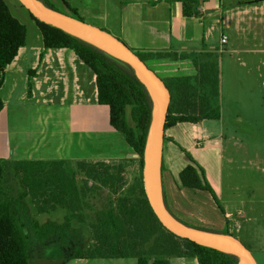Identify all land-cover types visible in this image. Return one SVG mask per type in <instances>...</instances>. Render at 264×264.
<instances>
[{
  "label": "crops",
  "instance_id": "crops-1",
  "mask_svg": "<svg viewBox=\"0 0 264 264\" xmlns=\"http://www.w3.org/2000/svg\"><path fill=\"white\" fill-rule=\"evenodd\" d=\"M65 1L83 21L110 32L135 53L174 55L147 57L145 63L167 83L191 82L199 115L219 109V119L180 123L165 131L168 142L189 151L205 169L218 196L220 178L202 156L223 157V99L230 96L235 106L236 87L251 86L254 75L264 76V0ZM185 1L193 3L191 16L185 15ZM216 30L218 42L213 41ZM0 98V160H124L130 154L125 137L110 123L109 108L98 103L93 71L71 50H46L42 34L27 35L25 47L5 71ZM181 125L187 149L177 139ZM190 264L199 263L192 259Z\"/></svg>",
  "mask_w": 264,
  "mask_h": 264
},
{
  "label": "trees",
  "instance_id": "trees-1",
  "mask_svg": "<svg viewBox=\"0 0 264 264\" xmlns=\"http://www.w3.org/2000/svg\"><path fill=\"white\" fill-rule=\"evenodd\" d=\"M37 1L57 11L45 0ZM63 2L75 18L82 20L76 9L65 0ZM184 5L185 15L191 16L189 8L193 3L185 1ZM30 16L43 36L46 50H71L93 71L98 103L109 108L112 127L125 137L138 158L0 160V264H30L27 239L19 226L21 220L33 221L28 209L23 207L25 201L30 204L28 208L32 214L62 213L68 227L73 222L83 226L81 233L84 236L88 233L91 242L75 255L78 259L136 258L138 264H171L170 258L177 257L196 259L199 264H240L236 256L174 235L152 210L143 186V167L153 100L132 67L88 42ZM26 41V26L12 15L5 0H0V91L7 67L18 57ZM136 54L143 61L151 56L174 57L161 52ZM165 84L171 93L165 130L180 123L220 118L219 109L199 115L196 88L191 82ZM31 89L29 85V96ZM3 107L0 98V110ZM181 150L189 159V164L179 175L181 187L207 192L219 204L205 169L185 149ZM135 164L136 174L128 182L127 174ZM9 172L18 178L17 197L12 196L7 187Z\"/></svg>",
  "mask_w": 264,
  "mask_h": 264
},
{
  "label": "rangeland",
  "instance_id": "rangeland-1",
  "mask_svg": "<svg viewBox=\"0 0 264 264\" xmlns=\"http://www.w3.org/2000/svg\"><path fill=\"white\" fill-rule=\"evenodd\" d=\"M5 1L12 15L26 26L27 35L30 38L41 37L39 28L19 0ZM45 2L61 14L75 16L63 0ZM96 24L102 26V23ZM213 36V41L218 42L220 30H216ZM252 83L248 87H236L235 98L238 101L235 106L231 105L230 96H226L221 103L226 119V143L222 159L202 156L203 162L208 163L220 178L219 204L207 192L181 187L179 174L189 164V159L178 146L168 141L163 145L165 163L162 182L166 207L173 217L190 228L235 237L253 253L258 264H264V93H261L264 76L259 80L254 75ZM177 139L183 147L189 148L188 135L182 125ZM129 151L125 159H136L134 151ZM132 168L127 174L128 182L135 176L137 164ZM7 181L9 193L17 197L20 190L18 178L9 172ZM14 205L12 208L16 214ZM28 206L30 204L25 201L23 207L28 209L33 221L21 220L19 226L27 239L30 264H138L136 258H76L75 255L84 251L91 242L88 233L85 236L81 233L83 226L73 222L68 227L62 213L32 214ZM191 261L187 258H170L171 264H190Z\"/></svg>",
  "mask_w": 264,
  "mask_h": 264
},
{
  "label": "water",
  "instance_id": "water-1",
  "mask_svg": "<svg viewBox=\"0 0 264 264\" xmlns=\"http://www.w3.org/2000/svg\"><path fill=\"white\" fill-rule=\"evenodd\" d=\"M23 7L36 19L59 28L108 55L119 59L137 73L150 91L152 120L144 153L143 186L147 200L161 224L174 235L198 245L236 256L240 264H258L253 253L233 236L190 228L173 217L165 203L162 182V158L165 142L167 112L171 93L165 82L124 42L94 25L78 18L48 9L37 0H19ZM138 158L137 155L134 156Z\"/></svg>",
  "mask_w": 264,
  "mask_h": 264
},
{
  "label": "built area",
  "instance_id": "built-area-1",
  "mask_svg": "<svg viewBox=\"0 0 264 264\" xmlns=\"http://www.w3.org/2000/svg\"><path fill=\"white\" fill-rule=\"evenodd\" d=\"M222 42H223V43H226V38H224V39L222 40Z\"/></svg>",
  "mask_w": 264,
  "mask_h": 264
},
{
  "label": "bare ground",
  "instance_id": "bare-ground-1",
  "mask_svg": "<svg viewBox=\"0 0 264 264\" xmlns=\"http://www.w3.org/2000/svg\"><path fill=\"white\" fill-rule=\"evenodd\" d=\"M242 264H245L244 262Z\"/></svg>",
  "mask_w": 264,
  "mask_h": 264
}]
</instances>
